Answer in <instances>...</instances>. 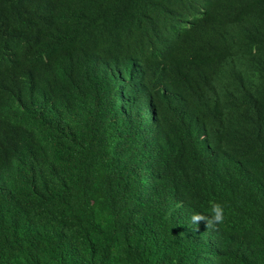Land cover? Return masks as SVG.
<instances>
[{
	"label": "trees",
	"instance_id": "trees-1",
	"mask_svg": "<svg viewBox=\"0 0 264 264\" xmlns=\"http://www.w3.org/2000/svg\"><path fill=\"white\" fill-rule=\"evenodd\" d=\"M0 264H264V0H0Z\"/></svg>",
	"mask_w": 264,
	"mask_h": 264
},
{
	"label": "clouds",
	"instance_id": "clouds-1",
	"mask_svg": "<svg viewBox=\"0 0 264 264\" xmlns=\"http://www.w3.org/2000/svg\"><path fill=\"white\" fill-rule=\"evenodd\" d=\"M211 215L207 220L208 224H212L213 222H222L224 219V209L223 205L220 203H212L211 204ZM191 222L193 225H198L199 221L204 220V216L200 213L194 212L191 217Z\"/></svg>",
	"mask_w": 264,
	"mask_h": 264
}]
</instances>
